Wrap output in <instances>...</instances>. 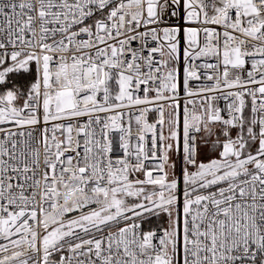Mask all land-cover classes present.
<instances>
[{
	"label": "snow or ice",
	"instance_id": "obj_1",
	"mask_svg": "<svg viewBox=\"0 0 264 264\" xmlns=\"http://www.w3.org/2000/svg\"><path fill=\"white\" fill-rule=\"evenodd\" d=\"M0 264H264V0H0Z\"/></svg>",
	"mask_w": 264,
	"mask_h": 264
}]
</instances>
